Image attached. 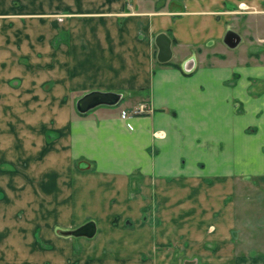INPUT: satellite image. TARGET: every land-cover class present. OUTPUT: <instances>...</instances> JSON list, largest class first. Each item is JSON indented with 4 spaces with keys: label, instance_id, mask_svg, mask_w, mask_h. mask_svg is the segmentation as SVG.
I'll return each instance as SVG.
<instances>
[{
    "label": "crops",
    "instance_id": "1",
    "mask_svg": "<svg viewBox=\"0 0 264 264\" xmlns=\"http://www.w3.org/2000/svg\"><path fill=\"white\" fill-rule=\"evenodd\" d=\"M116 1L112 12L133 15L91 18L100 30L84 34V55L96 64L69 71L61 49L53 64L42 60L43 34L26 24L40 16L0 5V264H69L73 241L58 226L89 215L136 223L151 199L169 209L185 203L182 226L206 228L218 209V230L228 233H219V252L240 215L225 203L234 183L264 185V53L238 54L227 42L239 0H181L179 12L129 11ZM159 33L171 39L165 63L156 60ZM139 104L151 112L121 119ZM224 260L264 264L260 255Z\"/></svg>",
    "mask_w": 264,
    "mask_h": 264
},
{
    "label": "rangeland",
    "instance_id": "2",
    "mask_svg": "<svg viewBox=\"0 0 264 264\" xmlns=\"http://www.w3.org/2000/svg\"><path fill=\"white\" fill-rule=\"evenodd\" d=\"M1 1L0 5H6L5 3L9 1L13 2L15 7L13 10L18 11L19 14L41 17L39 18L41 22L32 21L26 24L30 34L36 36L43 34V38L40 39L43 41L41 52H45V57L42 60L46 65L53 64L54 50L61 49V63L65 64V70L68 71L70 68L80 69L84 66L85 60L93 65L96 64L95 57L84 55L86 49L84 34L89 27L100 30V25L92 23L91 18L109 15L122 21L124 17L133 15L132 10L135 12L148 11V9L164 12L183 10L181 0H147L146 4H136L135 8L133 1L142 2V0H125V8L132 11L128 14L112 12L118 10L116 0ZM104 1L107 2L102 4ZM88 10H92L93 13L89 15L86 13ZM258 11L259 14L256 15ZM233 14L235 20L230 24L232 27L230 30L236 36L234 45H239L236 50L238 54H244V49L245 52H249L252 49L251 46L253 49L259 47V55L264 53V44L261 46V42L256 40L257 37L264 38V0L260 8L239 0ZM253 19L254 22L251 25L253 29H250L248 24H251L249 22ZM120 23L118 22V25ZM129 27L126 26L125 29L130 31ZM118 44L120 43L117 37L109 43L110 46H118ZM75 53L77 56L74 55ZM151 62L155 64L152 56ZM139 105L129 106L127 111L122 110L121 119L126 120L131 117L124 118V112L134 115ZM125 125L128 129H132L131 124L128 125L125 122ZM154 135L159 137L162 134L155 131ZM86 164L90 166L88 162ZM77 166H80L79 162ZM234 189L236 194L226 198L225 203L234 206L236 215H240L236 216L235 222L232 223L230 238H225L228 242L227 247L219 252H216L215 246L220 241L219 233L220 236L228 235V233L218 230V209H214L211 215L206 216V228L185 225V222L182 226L181 221H184L182 208L185 203L179 201H176L175 205L173 203L169 209L168 206L162 205V201L151 199L150 203L143 207V219L136 223L129 217L122 219L115 216L109 221V225L101 215H89L85 220L84 217L77 216L76 224L71 225L70 228L58 226L56 234L73 241V255L69 264H226L224 259L230 255L264 256V185L241 181L234 183ZM216 201L212 200L210 204L216 206ZM169 202L172 203V201ZM88 225L92 227L89 234H75L78 229ZM229 242H232L233 247L229 246Z\"/></svg>",
    "mask_w": 264,
    "mask_h": 264
},
{
    "label": "water",
    "instance_id": "3",
    "mask_svg": "<svg viewBox=\"0 0 264 264\" xmlns=\"http://www.w3.org/2000/svg\"><path fill=\"white\" fill-rule=\"evenodd\" d=\"M229 45H234L236 42L235 34H230L229 39L227 40ZM155 44L157 46V55L156 58L159 62L165 63L168 62L172 56V49H171V39L165 33H159L155 37ZM91 226H85L78 229L75 234H89L91 232Z\"/></svg>",
    "mask_w": 264,
    "mask_h": 264
},
{
    "label": "built area",
    "instance_id": "4",
    "mask_svg": "<svg viewBox=\"0 0 264 264\" xmlns=\"http://www.w3.org/2000/svg\"><path fill=\"white\" fill-rule=\"evenodd\" d=\"M146 112H151V109L149 108V106L147 104H141L135 110L134 115L135 114H144ZM123 116H124V118H126L127 116H130V115H128L126 112H124ZM128 125H130V124L128 123Z\"/></svg>",
    "mask_w": 264,
    "mask_h": 264
}]
</instances>
